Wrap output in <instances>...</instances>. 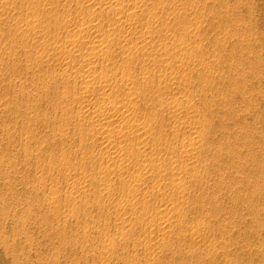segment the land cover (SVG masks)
Instances as JSON below:
<instances>
[{"label": "rangeland", "instance_id": "obj_1", "mask_svg": "<svg viewBox=\"0 0 264 264\" xmlns=\"http://www.w3.org/2000/svg\"><path fill=\"white\" fill-rule=\"evenodd\" d=\"M0 264H264V0H0Z\"/></svg>", "mask_w": 264, "mask_h": 264}, {"label": "bare ground", "instance_id": "obj_2", "mask_svg": "<svg viewBox=\"0 0 264 264\" xmlns=\"http://www.w3.org/2000/svg\"><path fill=\"white\" fill-rule=\"evenodd\" d=\"M119 2H120V1H118L117 4H118ZM117 4L115 5V4H113V3H110V4L108 5V7H111V9H112V7H116V8H118ZM119 4H120V3H119ZM105 7H106V6H105ZM118 10H119V9H118ZM120 10H121V8H120ZM129 12H130V11H129ZM116 13H118L117 10H116ZM119 13H120V11H119ZM132 14H133V13H131L129 16L131 17ZM134 14H135V13H134ZM136 14H137V12H136ZM136 14H135V16H136ZM152 15H153V14H152ZM154 15H155V13H154ZM125 16H126V15H125ZM127 16H128V15H127ZM127 16H126V18H127ZM35 17H36V16H35ZM137 17H138V15L136 16V18H137ZM128 18H129V17H128ZM134 18H135V17H134ZM129 19H131V18H129ZM117 20H118V19H117ZM132 20H133V19H132ZM126 21H127V20L125 19V22H124L125 24L127 23ZM129 21H130V20H129ZM87 22H88V21H87ZM130 23H132V21H131ZM94 26H95V25H94ZM92 27H93V26H92ZM86 28H87V27H86ZM89 28H90V27H89ZM83 29H84V28H83ZM95 29H97V28H94V30H95ZM85 30H86V29H85ZM87 30H88V29H87ZM97 30H98V29H97ZM97 30H96V31H97ZM88 31H89V30H88ZM88 31H87V32H88ZM96 31H95V32H96ZM93 32H94V31H92V34H93ZM97 32H98V31H97ZM81 33H83V31H81ZM85 34H87L86 31H85ZM100 34H101V33H100ZM100 34H99V32H98V33H94V35H93V36L98 37V39L95 38L97 42L94 41V44L92 43L93 45H92L91 49H94V51H95V48H96V50H98L99 45H100V47H101V43H102L103 40H102V39H99V37L101 36ZM83 35H84V34H83ZM80 36H81V35H80ZM84 36H85V35H84ZM79 38H80V37H79ZM81 38H82V36H81ZM81 38H80V39H81ZM92 38H93V37H92ZM100 38H101V37H100ZM73 39H75V42H76V40H77V41L79 40V39H76V38L72 37L71 40H73ZM82 40H83V39H82ZM100 40H102L101 43H99ZM69 41H70V40H69ZM91 41H92V40H91ZM91 41H90V42H91ZM179 41H180V40H179ZM72 42H73V41H72ZM103 42H104V41H103ZM78 43H79V42H78ZM104 43H105V42H104ZM182 43H183V42H182ZM76 44H77V43H76ZM84 44H85V42H84ZM71 45H72V44H71ZM77 45H78V44H77ZM103 45H104V44H103ZM103 45H102V47H104ZM145 45H146V44H145ZM73 46H74V45H73ZM93 46H94V47H93ZM97 47H98V48H97ZM137 47H138V46H137ZM182 47H183V46H182ZM62 48H63V47H62ZM62 48H61V49H62ZM135 48H136V46H135ZM185 48H186V47H185ZM55 49H56V48H55ZM61 49L59 50V53H60L61 56H64V55H65V57H69L70 55H69V56H67V55H68V54H72V53H71V51H72L71 48H70V50H65L66 48H65V49H62V50H61ZM138 49H139V48H138ZM102 50H103V49H102ZM186 50H187V49H186ZM66 51H67V52H66ZM94 51H92V53H93ZM167 51H168V50H167ZM55 52H56V51H55ZM57 52H58V51H57ZM65 52H66V53H65ZM100 52H101V51H100ZM100 52H99V53H100ZM164 52H165V51H164ZM164 52H163V53H164ZM63 53H65V54H63ZM92 53H91V54H92ZM94 53H95V52H94ZM97 53H98V52H97ZM183 53H184V52H183ZM62 54H63V55H62ZM101 54H102V53H101ZM56 55H57V54H56ZM93 55H94V54H93ZM95 55H97V54H95ZM57 56H58V55H57ZM73 56H74V55H73ZM80 56H82V55H80ZM80 56H79V57H80ZM83 56H84V55H83ZM83 56H82V57H83ZM86 56H87V55H85V58L83 57V58H81V59H83L82 61H85V63H86L85 66L88 65V66H89L88 68H89V70H90V66H92V63L95 61V59H94V61H93V58H95V56H94L93 58L90 57V56H88V57H86ZM177 57H178V56H177ZM180 57H181V56H180ZM180 57H179V59H180ZM75 58H77V57H75ZM91 58H92V59H91ZM182 58H183V57H181V60H182ZM64 59H65V58H63V60H64ZM70 59H71V57H70ZM70 59H68V58L66 59V60H68V62L66 61L67 64L70 63V61H69ZM72 59H73V57H72ZM77 59H78V58H77ZM84 59H85V60H84ZM61 60H62V58H61ZM71 61H72V60H71ZM80 61H81V60H80ZM61 62H63V61H61ZM73 62H74V60H73ZM73 62H72V63H73ZM73 64H75V62H74ZM68 65H69V64H68ZM83 65H84V64H83ZM93 65H94V64H93ZM93 67H94V66L91 67V70H92ZM91 70H90V71H91ZM171 70H172V69H171ZM92 71H93V70H92ZM92 71H91V72H88L87 74H85V77L87 78V79H85V91H86V93L90 92L91 90L93 91V89H92V85L94 84V80H95L96 77H97V76H95L94 73H92ZM182 71H183V70H182ZM182 71H181V72H182ZM185 71H186V70H185ZM187 71H188V70H187ZM86 72H87V71H86ZM170 72H171V71H170ZM176 74H177V72H176ZM182 74H183V73H182ZM184 74H185V73H184ZM186 74H188V73H186ZM186 74H185V75H186ZM189 74H190V73H189ZM146 75H147V72H146ZM146 75H144L143 78H145ZM83 76H84V75H83ZM103 76H104V75H103ZM105 76H106V75H105ZM126 76H127V78H125L126 81H128V80L131 81V80L134 79L133 76H128V74H127ZM182 76H183V75H182ZM186 76H187V75H186ZM205 76H206V75H205ZM85 77H84V78H85ZM203 77H204V76H203ZM206 77H207V76H206ZM206 77H205V78H206ZM99 78H100V77H99ZM101 78L103 79V80H101V81L103 82L104 87L107 86V85H108L107 83H109V81H108L106 78H108V77L106 76V78H103V77H101ZM178 78H180V77H178ZM123 79H124V76H123ZM96 80H98V78H97ZM96 80H95V81H96ZM109 80H110V79H109ZM99 81H100V80H99ZM99 81H98V82H99ZM129 81H128V83H129ZM90 83H91V84H90ZM110 83H111V81H110ZM100 84H101V83H100ZM101 85H102V84H101ZM125 85H126V84H125ZM93 86H94V85H93ZM126 88H127V87H126ZM132 91H133V90H132ZM132 91H131V92H132ZM129 92H130V90H129ZM127 94H128V93H127ZM130 94H131V93H130ZM132 94H134V93H132ZM131 96H132V95H130V96L128 95L127 97H130V98L132 99ZM186 99H187V98H186ZM127 100H128V99H127ZM129 101H131V102H132L131 104H133V101H132V100H129ZM129 101H128V102H129ZM189 101H190V100H189ZM88 103H89V101H88ZM88 103H87V104H88ZM89 104H91V103H89ZM125 104H127V103L124 102V104H122V106L125 105ZM192 104H193V103H192ZM92 105H93V104H92ZM117 105H118V104H117ZM128 105L130 106L129 103H128ZM187 105H188V104L186 103V107H187ZM193 105H194V104H193ZM84 106H85V105H84ZM87 106H88V105H87ZM111 106H113V105H111ZM122 106L119 105L118 108H117V106L115 105V109H117V110L119 109V111H121L119 107H122ZM129 106H127V107L125 108L126 111L128 110L127 108H128ZM133 106H134V104H133ZM133 106H132V108H133ZM188 106H189V105H188ZM124 107H125V106H124ZM190 107H191V105H190ZM192 107H193V106H192ZM87 108H88V107H87ZM87 108L85 107L84 110H82V109H80V110H81V112H82V111L85 112V111H87V110H86ZM101 108H102V107H101ZM132 108H131V109H132ZM89 109H90V107H89ZM89 109H88V110H89ZM104 109L106 110V108H104ZM104 109H102V110H104ZM134 109H135V108H134ZM99 110H100V109H99ZM102 110H101V112H102ZM129 110H130V107H129ZM132 110H133V109H132ZM122 111H123V109H122ZM126 111H125V112H126ZM134 111H135V110H134ZM99 112H100V111H99ZM123 112H124V111H123ZM132 112H133V111H132ZM132 112L130 113V111H129V113H130L131 115H132ZM129 113H126V114L129 115ZM133 114H134V112H133ZM187 115H188V114H187ZM123 116H126V115L124 114ZM129 117H130V115H129ZM131 117H132V116H131ZM182 117H183V116H182ZM189 117H190V115H189ZM125 118H126V117H125ZM192 118H193V117H192ZM190 119H191V118H190ZM190 119H189V120H190ZM197 119H198V118H197ZM132 120H133V119H132ZM126 121H127V118H126ZM130 121H131V120H130ZM135 122L140 123V122H138V121H135ZM196 122H197V121H196ZM128 123H130L129 120H128ZM128 123H127V124H128ZM131 123H134V122L131 121ZM146 123H147V122H146ZM196 124H197V123H196ZM131 125H132V124H131ZM138 125H139V124H138ZM138 125H135V126L137 127L136 132L139 130V127H141V126H138ZM145 125H146L145 127L147 128V124H145ZM198 125H199V124H198ZM135 126H134V127H135ZM142 126H144V125H142ZM148 126H149V125H148ZM131 127H132V126H131ZM145 127H143V129H144ZM192 127H193V126H192ZM198 127H199V126H198ZM115 128H116V126H109V127L107 128V131H110V132H113V133H114ZM117 128H118V127H117ZM123 128H124V127L119 128V129L124 130ZM100 129H104V126H101ZM133 129H134V128H133ZM143 129H142V131H143ZM122 130H121V131H122ZM145 130H147V129H145ZM199 130H200V127H199ZM119 131H120V130H119ZM132 131H133V130H132ZM140 131H141V129H140ZM194 131H195V130H194ZM115 132H116V131H115ZM136 132L134 131L135 134H136ZM117 133H118V130H117ZM124 133H125V131H124ZM138 136H140V135H138ZM200 136H201V135H200ZM137 138H138V137H137ZM188 138H190V139H187L188 143H186V145H185L186 147H188L187 144H189V145H191V146L193 147V145L196 143V141H199V139H198L199 137H196L197 140H194L195 136H191V137H188ZM201 138H202V137H201ZM132 141H133V140H130V142H129L130 144L127 143V144L129 145V147H130ZM183 141H185V139H184ZM113 142H114V141H113ZM185 142H186V141H185ZM114 143H117V142L115 141ZM114 143H113V147H115V148L117 149V147L115 146ZM133 143H134V142H133ZM133 143H132V145H134ZM110 144H111V146H112V143H110ZM118 144H119V143H118ZM118 144H117V145H118ZM160 144H161V143H160ZM123 145H124V144H123ZM125 145H126V144H125ZM132 145H131V146H132ZM182 145H183V144H182ZM196 145H197V144H196ZM196 145H195V146H196ZM195 146H194L193 149H192V147H191L190 149L194 150V149L196 148ZM126 147L129 148L128 146H126ZM118 148H119V146H118ZM120 148H124V147H121V146H120ZM132 148H133V146H132ZM132 148H131V149H132ZM188 151L191 152V150H189V149H188ZM188 151H187V152H188ZM196 154H197V153H196ZM189 155H190V153H189ZM191 157H192V156H191ZM193 157H194V155H193ZM182 160H183V159H181V162H182ZM244 160H245V159H244ZM151 161H152V160H151ZM160 162H161V161H160ZM184 162H186V160L183 161V162L181 163V165H183ZM187 162H189V161H187ZM152 163H153V162H152ZM152 163H151V164H152ZM160 166H161V165H160ZM164 166H165V165H164ZM186 166H187V165H186ZM157 167H158V166H157ZM162 167H163V166H162ZM173 167L175 168V166H173ZM173 167L171 168L172 171H173ZM179 167H180V166H179ZM121 168H122V167H121ZM176 168H178V167H176ZM180 168H181V167H180ZM100 170H101V169H100ZM124 170H125V169H123V173L125 172ZM174 170H175V169H174ZM102 171H103V170H102ZM119 171H120V170H119ZM176 172H177V171H176ZM121 173H122V172H121ZM178 173L180 174V172H178ZM140 174H142V173H140ZM175 174H176V173H175ZM173 175H174V174H173ZM172 177H173V176H172ZM179 177H180V175H179ZM135 179H136V178H135ZM135 179H134L133 181H135ZM138 179H139V177H138ZM140 179H141V178H140ZM179 179H180V178H179ZM80 180H81V179H80ZM171 181H172V180H171ZM175 181H176V180H175ZM177 181H178V180H177ZM80 183H81V182H79V184H80ZM135 183H138V181H136ZM173 183H174V180H173ZM175 183H176V182H175ZM175 183H174V184H175ZM178 185H179V184H178ZM179 188H181V187H178V190H179ZM182 188H183V187H182ZM179 192H180V191H179ZM143 198H145V196H144ZM161 210H163V208H161ZM164 210H165V209H164ZM161 213H162V211H161ZM165 213H166V211H165ZM163 214H164V213H163ZM161 218H162V217H161ZM169 221H170V220H169ZM166 222H167V221H166ZM159 227L161 228V225H159ZM163 227H165V226H162V228H163ZM162 228H161V229H162ZM164 230H165V229H164Z\"/></svg>", "mask_w": 264, "mask_h": 264}]
</instances>
